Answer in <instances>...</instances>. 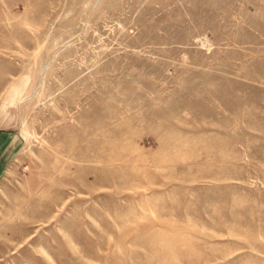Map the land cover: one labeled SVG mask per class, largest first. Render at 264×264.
<instances>
[{"label":"rangeland","instance_id":"rangeland-1","mask_svg":"<svg viewBox=\"0 0 264 264\" xmlns=\"http://www.w3.org/2000/svg\"><path fill=\"white\" fill-rule=\"evenodd\" d=\"M0 264H264V0H0Z\"/></svg>","mask_w":264,"mask_h":264}]
</instances>
